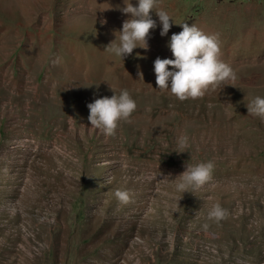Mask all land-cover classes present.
Masks as SVG:
<instances>
[{
  "label": "rangeland",
  "instance_id": "rangeland-1",
  "mask_svg": "<svg viewBox=\"0 0 264 264\" xmlns=\"http://www.w3.org/2000/svg\"><path fill=\"white\" fill-rule=\"evenodd\" d=\"M121 7L0 0V264H264V118L246 107L264 96V0H156L174 22L218 34L235 74L183 100L153 71L181 26L162 37L158 22L148 49L114 57L104 47L128 18ZM108 84L136 101L111 135L89 126L86 106ZM209 159L211 179L181 198L175 175Z\"/></svg>",
  "mask_w": 264,
  "mask_h": 264
},
{
  "label": "clouds",
  "instance_id": "clouds-1",
  "mask_svg": "<svg viewBox=\"0 0 264 264\" xmlns=\"http://www.w3.org/2000/svg\"><path fill=\"white\" fill-rule=\"evenodd\" d=\"M155 4L156 0H136L135 5L132 0H123V7L119 10L129 14L128 18L122 22L119 30H114V39L105 45L104 50L123 59L132 54L134 48L148 49L149 30L155 29L158 22L162 37L168 35L172 24H177L181 26V31L173 32L167 40L172 57L157 56L153 61L157 89L167 90L183 100L203 96L209 85L214 88L221 82L235 79L231 66L220 58L218 34L205 33L193 23H176L168 11L155 8ZM153 9L158 21L150 14ZM101 23L105 21L101 20ZM109 87L112 90L111 85ZM86 106L89 109V126L111 135L118 121L127 119L135 110L136 101L127 89L122 88L118 94L113 91L111 96L97 97ZM246 107L248 113L264 118V96L252 97L247 101ZM175 139L178 149L176 152L186 151L188 136L182 133ZM213 168L214 162L211 159L196 163L185 162L184 170L174 177L175 191L181 193L182 198L185 192L199 189L211 179ZM114 196L120 203H127L130 199L128 192L120 189L114 192ZM225 214V209L219 203H213L206 209L207 217L217 222L223 219Z\"/></svg>",
  "mask_w": 264,
  "mask_h": 264
}]
</instances>
